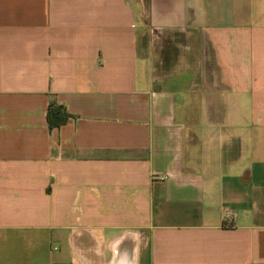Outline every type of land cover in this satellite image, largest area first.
Returning <instances> with one entry per match:
<instances>
[{
    "label": "crops",
    "instance_id": "1",
    "mask_svg": "<svg viewBox=\"0 0 264 264\" xmlns=\"http://www.w3.org/2000/svg\"><path fill=\"white\" fill-rule=\"evenodd\" d=\"M145 18L158 53L182 40L166 73ZM112 243L117 264H264V0H0V264Z\"/></svg>",
    "mask_w": 264,
    "mask_h": 264
},
{
    "label": "rangeland",
    "instance_id": "2",
    "mask_svg": "<svg viewBox=\"0 0 264 264\" xmlns=\"http://www.w3.org/2000/svg\"><path fill=\"white\" fill-rule=\"evenodd\" d=\"M143 30H144V32H143L144 41H143V43L141 41V49L143 50V56L144 57H149V59L151 61H152V58H153V60L155 61V64H157V62H160L159 61L160 58H164L163 63L161 65H159V64L158 65H159L160 71H165V73L168 72V70H167L168 67L171 66L172 62H174V60H175L176 50H177L176 46L178 45V43H180L182 41L181 38L178 35L173 34L170 37V42L168 41L169 39H166L162 43V44L165 45V47L163 49L166 48V44H170V46L164 50L167 53H162V52L158 53L157 50H156V45H153V47H152V45H150L151 44L150 42L154 38V35H156V32L151 30L149 23L146 21V18L143 21ZM129 233L130 234H127L124 237V239L122 240L123 245H125V244L131 245L132 244V246H133L134 242L135 241L137 242L138 240H139V242H144L145 238H144L143 234H140V233L139 234H136V233L134 234L133 232H129ZM113 249H114V246H113V243H112L111 245L108 246L107 250H105V251L103 250V252H102V253H105L104 254L105 256H109L110 252H112V254H113L112 259L109 256V259H107L105 261L106 264H117L118 263V259L121 257V252L119 251V255H118L119 258H117V253H114ZM95 256H97V259L101 258L100 255H95L93 252H88V253L86 252L83 255L81 264H99V263H101L100 261H97ZM132 257H133V255L130 254L129 258H128V264H132V261H133Z\"/></svg>",
    "mask_w": 264,
    "mask_h": 264
},
{
    "label": "trees",
    "instance_id": "3",
    "mask_svg": "<svg viewBox=\"0 0 264 264\" xmlns=\"http://www.w3.org/2000/svg\"><path fill=\"white\" fill-rule=\"evenodd\" d=\"M70 115L67 114L62 106L55 103H50L47 109L46 120L49 129L59 128L64 125Z\"/></svg>",
    "mask_w": 264,
    "mask_h": 264
}]
</instances>
